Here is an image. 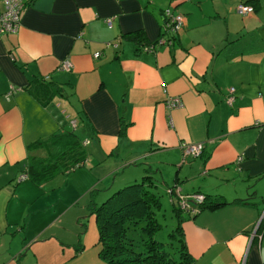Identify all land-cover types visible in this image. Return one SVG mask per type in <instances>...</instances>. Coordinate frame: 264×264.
Instances as JSON below:
<instances>
[{"label":"crops","instance_id":"1","mask_svg":"<svg viewBox=\"0 0 264 264\" xmlns=\"http://www.w3.org/2000/svg\"><path fill=\"white\" fill-rule=\"evenodd\" d=\"M241 4L255 11L242 16ZM167 9L185 27L161 44ZM66 59L72 69L59 71ZM173 97L181 108L168 109ZM71 122L88 154L70 174L80 192L115 174L114 186L146 176L177 185L194 210L197 194L221 197L215 210L183 214L193 264H264V0H36L25 9L19 31L0 38V264H17L25 214L48 194L19 182L28 148L75 130ZM186 143L204 144L202 156L183 163ZM43 203L40 231L58 219L52 199Z\"/></svg>","mask_w":264,"mask_h":264},{"label":"trees","instance_id":"2","mask_svg":"<svg viewBox=\"0 0 264 264\" xmlns=\"http://www.w3.org/2000/svg\"><path fill=\"white\" fill-rule=\"evenodd\" d=\"M35 1L29 0L26 9ZM167 10L163 11L164 24L167 21L165 13ZM139 37L134 40L145 43L142 38L138 40ZM165 37L166 34L163 32L160 41ZM174 41L176 37L168 40V44ZM46 85L42 81L43 88H48ZM52 95L54 93L51 94L47 89L46 93L41 95L42 104L47 106L52 100ZM71 126L75 130L54 133L48 139H41L29 146L32 155L28 157L25 174L35 185L41 186L62 174L68 176L86 167L88 154L82 139L76 133L77 123L74 127L71 122ZM125 127L123 125L122 135L125 134ZM38 150L43 151L44 156H34V152ZM154 187L153 178L146 176L142 181L119 189L102 204L93 207L99 229V255L105 264H193L194 260L188 251L182 228L186 218L183 216L184 211L181 210L179 196L175 193L169 194L176 198L177 202L178 226L171 236L177 242L178 258L164 251L163 244L155 239L160 228L156 212L160 209L161 203L152 191ZM177 187L176 185L174 189H178ZM197 196H202L203 201L202 203L192 201L197 206L196 210L189 204L192 210L187 213L191 215L205 210H215L223 203V199L218 196L201 194ZM173 203L175 204L174 200ZM135 232L143 235L140 241L134 236Z\"/></svg>","mask_w":264,"mask_h":264},{"label":"rangeland","instance_id":"3","mask_svg":"<svg viewBox=\"0 0 264 264\" xmlns=\"http://www.w3.org/2000/svg\"><path fill=\"white\" fill-rule=\"evenodd\" d=\"M228 97L229 92L227 100ZM58 101L68 111V114L65 115L67 118L74 114V111L68 107L66 100L59 97ZM78 134L82 137L81 133ZM50 136L51 134L47 138H42V140H46ZM88 167L93 168L96 172L94 166ZM83 169L85 168H81V170ZM69 176L62 174L60 177L54 178L44 184L45 192L41 191L40 194L46 192L48 194L36 200L32 204V210L28 211L29 209H27L28 213L26 212L25 217L28 221L24 227L28 231L25 230L26 235L23 236V238L27 237V240L21 242V248H19L16 254L17 264L23 259H25L26 264H46L49 261L51 262L50 264H54L55 262L57 264H88L92 261H97V264H105L99 255L100 245H97V242H100L99 229L93 207L102 204L119 189L135 182L114 186V178L117 175L113 174L110 178L106 177V179L105 177H100V183L83 194L74 183V178L78 175ZM142 179L143 177L139 181H142ZM168 188L170 186L159 179L155 181V187L152 189L161 203L160 209L156 212L160 228L156 232L155 239L163 244L164 251L178 258L176 250L177 242L171 236L178 226L177 202L176 198H173L169 194V191L174 188L171 187L172 189L169 190ZM98 193L100 195L95 197ZM50 198L52 199L50 208L57 211L58 219L40 231L36 226L35 218L40 216V207L45 206L43 202H47ZM42 213L44 214L45 212ZM52 214L53 211H51ZM133 234L138 241L143 237L138 232Z\"/></svg>","mask_w":264,"mask_h":264},{"label":"built area","instance_id":"4","mask_svg":"<svg viewBox=\"0 0 264 264\" xmlns=\"http://www.w3.org/2000/svg\"><path fill=\"white\" fill-rule=\"evenodd\" d=\"M29 0H0V38L3 36L17 33L21 27L22 14L26 9V4ZM238 14L242 16L249 15L255 11L254 7L248 4H241L238 9ZM167 21L163 26V32L166 34V37L160 41V43H168V40H172L173 37H176L185 27V18L182 15H176L172 10L168 9L166 12ZM111 25V21L108 22ZM168 39V40H167ZM72 69V63L69 59L64 60L60 67L59 71H70ZM229 97L228 103L230 105L235 101V89L232 88L228 90ZM183 102L179 97L170 98L167 101V107L169 110L181 108ZM72 125L76 127V122H72ZM183 150V163H186L189 159H195L202 156L205 145L204 144H192L186 143L182 146ZM243 157H240L239 160L242 161ZM28 180L26 174L20 176L19 182ZM179 190V189H178ZM170 194L177 193L175 189L169 191ZM179 196V202L181 208L184 212H190V206L187 201V198L177 194ZM194 201L197 203H202V196H193ZM261 223V221H260ZM260 223L256 227L253 233V237L257 236V229L260 227ZM256 232V233H255ZM246 258H244L243 264H245Z\"/></svg>","mask_w":264,"mask_h":264},{"label":"water","instance_id":"5","mask_svg":"<svg viewBox=\"0 0 264 264\" xmlns=\"http://www.w3.org/2000/svg\"><path fill=\"white\" fill-rule=\"evenodd\" d=\"M260 225H262V220H261V223H260ZM258 230H259V228L257 229V231H258ZM257 231H256V232H257ZM256 232H255V233H256Z\"/></svg>","mask_w":264,"mask_h":264}]
</instances>
